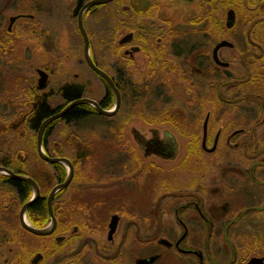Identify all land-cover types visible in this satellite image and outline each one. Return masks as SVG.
Listing matches in <instances>:
<instances>
[{
    "label": "flooded vegetation",
    "instance_id": "obj_1",
    "mask_svg": "<svg viewBox=\"0 0 264 264\" xmlns=\"http://www.w3.org/2000/svg\"><path fill=\"white\" fill-rule=\"evenodd\" d=\"M91 1L72 0L71 11L84 43L82 64L94 78L75 73V80L83 77V84L72 80L55 92L52 69L38 68L37 73L41 69L48 74L47 84L39 86L38 73L31 108L12 127H26L34 144L22 153L27 156L20 159L22 165L9 155L0 159V168L33 179L39 190L34 196L29 182L0 172V264H264V0H112L84 10ZM101 14L114 20L107 38L103 24L98 26ZM13 17V25L22 18L34 19L30 14ZM80 20L92 63L112 78L121 95L148 93L163 106L172 89L183 101L188 92L195 94V106L188 109H208L204 118L184 120L196 131L202 120V134L183 135L187 144L178 164L180 176L171 181L170 172L161 170L166 180L151 183L143 210L118 202L129 199L125 192L109 194L103 177L92 183L90 173L78 175L79 160L68 154L73 151L72 135L66 136L65 144L53 138L59 123L103 122V114L88 102L75 105L87 108L86 117L69 119L73 106L43 130L45 153L69 159L74 167L70 183L50 198L52 190L67 181L69 168L40 156L43 124L81 99L103 108L113 93L90 64ZM223 42L228 44L217 48ZM72 89L79 96L74 100L67 95ZM91 92L101 97L87 96ZM54 95L61 97L60 104L53 105ZM43 107L49 112L36 121ZM131 134L144 158L178 160L179 144L168 129L152 128L146 136L134 128ZM89 152L81 149L76 158L83 162ZM29 157L48 164L49 176L32 173ZM131 157L121 158L119 168L133 164L132 173L126 171L132 175L142 163L138 154ZM75 179L77 187L71 188ZM76 188L83 198L74 197ZM8 190L17 197H4ZM105 200L117 204L103 216ZM23 221L49 232L34 234Z\"/></svg>",
    "mask_w": 264,
    "mask_h": 264
},
{
    "label": "rangeland",
    "instance_id": "obj_2",
    "mask_svg": "<svg viewBox=\"0 0 264 264\" xmlns=\"http://www.w3.org/2000/svg\"><path fill=\"white\" fill-rule=\"evenodd\" d=\"M73 6L72 0H0V159L4 155H9L16 165H22L19 164L20 159L27 157L22 153L34 144V139L33 144L29 140L26 127L21 126L16 130L12 127L20 121L23 113L31 108L38 68L52 69L51 86L55 92L65 82L73 80L84 83L83 77L79 80L74 78L75 73L82 75V72L86 73V68L82 64L84 43L77 20L72 16ZM114 7L110 5L108 9L113 11ZM20 14L33 15L34 19H19L9 31L11 17ZM98 20V26L103 24V37H109L114 30L112 16L101 14ZM28 49L31 52L29 59L26 57ZM86 74L85 77L94 78L91 72ZM87 96L99 99L101 94L91 92ZM121 96V108L114 116H103V122L90 119L68 126L59 123L53 138L57 143L65 144L66 136L70 138L72 135L70 141L73 151H69L68 154L79 160L78 175L84 171L90 173L93 175L92 183H95L94 179L103 177V186L110 190L109 194L125 192V197L129 199L128 202L124 199L118 202L130 206L134 204L143 210L151 183L166 180L164 171L166 174L170 172L168 175L172 176L169 178L171 181H176L175 177L180 176L178 164L185 154L187 144V138L183 135L197 132L202 134V120L198 126L199 131H196L193 123L188 124L184 120L204 118L208 109L204 111L188 109L187 107L195 106V94L190 95L188 92L186 101H183L180 94L172 89L165 95L168 100L163 106L154 103L151 94L148 93H137L134 97L133 93L127 92ZM52 100L53 105L62 102L59 95H54ZM114 103L115 94L113 105ZM134 128L146 136L151 135L152 128H157L161 132L168 129L176 136L179 144L178 160L144 158L143 152L139 151L132 138L131 130ZM118 134H123L124 137L118 139L115 136ZM130 145H133L136 151H133ZM261 146L264 147L263 144ZM81 149L91 151L89 156L83 158V162L82 158H76ZM119 150L130 154L122 156ZM136 154L139 155L142 164L137 166L134 174L126 173V171L132 173L133 164L124 169L119 168L121 158L123 161L127 156H132V159ZM29 163L32 173H44L48 177L49 172H52L51 167L40 159L34 160L29 157ZM77 183L75 179L71 188L77 187L75 186ZM83 194V191H77V188L74 191L75 198H83ZM4 197L13 198L17 195L14 191L8 190ZM116 204L115 200H105L103 216L114 210Z\"/></svg>",
    "mask_w": 264,
    "mask_h": 264
},
{
    "label": "water",
    "instance_id": "obj_3",
    "mask_svg": "<svg viewBox=\"0 0 264 264\" xmlns=\"http://www.w3.org/2000/svg\"><path fill=\"white\" fill-rule=\"evenodd\" d=\"M112 0H93L91 1L90 3H88L85 7H84V10L86 8H88L89 6L91 5H94V4H101V3H108V2H111ZM83 10V11H84ZM17 17H13L11 19V26H10V29L12 28V25L13 23L16 21ZM80 26H81V29H82V32L86 38V54H87V57L90 61V64L93 66V68L101 73L103 75V77L108 81L109 85L112 87V90H113V93L115 94V104L110 108V109H105V108H102L96 101L94 100H85V99H81V100H78V101H75L73 102L70 106H68L65 110H63L61 113L57 114V115H54L52 116L51 118H49L42 126L41 128V131H40V134H39V145H38V149H39V153H40V156L47 160L48 162H60V163H63L64 165H66L68 168H69V177L67 179V181L63 184V185H59L57 186L56 188H54L50 194V198H53V196L56 194L57 191H59L60 189H62L64 186H67L70 181L72 180L73 178V175H74V167H73V164L71 163V161L69 159H66V158H50L44 151L43 149V145H42V138H43V130L45 128V126L48 124V122L56 119V118H59V117H62L64 116L73 106L75 105H78V104H81V103H84V102H88L89 104L93 105L95 108H97L101 114H103V116H114L117 112H118V109L121 105V94L119 92V90L116 88L115 84L113 83V80L112 78L105 72H102L99 68H97L93 63H92V60L90 58V53H89V42H88V38H87V34L84 30V27H83V23H82V20H80ZM228 44L227 42H223L221 43L217 48L221 47V46H224ZM31 56V52L30 50H27V53H26V57L29 59ZM38 73H39V86L41 88H44L47 84V79H48V74L44 71V70H41L39 69L38 70ZM208 127V118H207V121L205 122L204 124V134H205V140H206V135H207V129ZM214 150V148H213ZM0 172H7L9 175H11L13 178L15 179H19V180H25L27 182H29L33 188H34V191H35V195L34 196H38L39 195V190H38V187L35 183V181L29 177H25V176H21V175H17L15 173H13L11 170H8L6 168H0ZM24 222V225L25 227L31 231L32 233L34 234H37V235H45V234H48V230L47 229H37V228H34L32 227L31 225H29V223ZM117 222V218H114L113 222H112V225L116 224ZM115 227V226H114ZM114 227H113V230H114Z\"/></svg>",
    "mask_w": 264,
    "mask_h": 264
},
{
    "label": "trees",
    "instance_id": "obj_4",
    "mask_svg": "<svg viewBox=\"0 0 264 264\" xmlns=\"http://www.w3.org/2000/svg\"><path fill=\"white\" fill-rule=\"evenodd\" d=\"M67 95L68 98H71L72 100L78 98V91L76 89H72L67 91ZM113 95L114 93H109L107 99L104 101L103 103V108L105 109H109L112 105H113ZM135 97V95H134ZM48 110L46 107H43L40 112L38 113L37 117H36V121L41 120L42 118H44L47 114H48ZM88 114V110L85 106H75L73 107L69 113H68V118L72 119V118H84L86 117Z\"/></svg>",
    "mask_w": 264,
    "mask_h": 264
}]
</instances>
